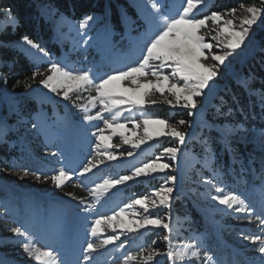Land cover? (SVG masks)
<instances>
[{
  "label": "trees",
  "instance_id": "16d2710c",
  "mask_svg": "<svg viewBox=\"0 0 264 264\" xmlns=\"http://www.w3.org/2000/svg\"><path fill=\"white\" fill-rule=\"evenodd\" d=\"M252 1L217 0L212 11L224 12L230 8L239 9L241 4L249 5ZM8 10H10V16L15 18L14 21L7 14ZM51 10L54 11L52 12L54 15H51ZM95 13L102 14L103 18L112 23L117 32L126 28L123 22L125 13L132 14L138 20L136 9L129 0H0V124L6 122L9 126L8 134L5 135L4 141L2 139V143L0 142V250L4 253L7 264H11V258L22 261V263L18 262L19 264H36L31 262L33 258L24 252L22 244L19 243L22 238L16 237L9 229L19 226L21 222L30 225L37 219L28 222L27 218L17 216V211L23 210L24 207L16 205L15 202H20L27 196L44 200L43 195H47L49 200L46 207L49 208L52 202L68 203L70 200H75L78 206L76 213L79 216L85 212L81 205H92V201L88 199L90 194L88 188L76 187L68 182L63 189H57L51 181L43 182L31 175L27 177L22 175L24 170L52 174L53 170L60 167L49 160V158L54 160L56 156L51 153L57 151L52 146L43 145L42 132L37 125L33 127L34 124L30 122L31 116L39 109L42 110L44 103H38L37 100L36 104L31 101L30 94L17 98V93L12 91L15 90L20 96L24 90L31 88L26 85H32L36 81L31 80L30 77L34 70L39 69L38 65L30 61L15 44L27 36L41 48L61 53L62 48L54 39L55 15L62 14L64 18L81 22L86 15ZM49 16L54 17L53 21L49 19ZM254 47V51L252 50L237 74L222 85L219 96L215 98L218 105L207 107V118L215 124L264 134V29L257 34ZM64 48H68L67 44ZM6 88L8 90L6 93L14 96L18 105L17 110L8 116L5 113L7 111L3 101V91H1ZM57 107L61 108L60 105ZM217 108L220 109L219 112ZM153 110L158 117L167 119L169 122L177 121L182 115V112H176L169 116L167 108ZM14 115H17V119L13 117ZM55 130L52 129V131ZM17 137H22L24 141L31 139V143L33 140H40L37 143L38 146L26 148L25 143L19 141L13 143L10 140ZM203 137V135L200 136L197 141L193 138L185 146L193 145L194 150H197L195 156L207 157L211 163L208 167L196 164L195 168L182 175L179 180L181 186L173 195L170 210L173 222L170 239L173 246L179 251L182 245H195L194 250L200 253V257L184 261L177 260L175 264H212L207 259L208 256H212L213 261H218L219 264H262V259L257 263L254 260L260 256L256 250L258 246L254 244L247 247V242L250 240L245 238L254 234L264 235L259 219H246L244 213L237 214L232 209L223 211L222 205H218L216 209L214 204L204 208L203 203H200L194 194L201 189L209 192V196L219 194L214 189L205 188L200 180H197V178L202 180L209 178L217 181L211 177V174L213 169L218 168L221 174L218 179H221L225 194L230 191L242 194L259 212L262 201H259L257 190L261 189L260 177L264 172V148L251 141L224 138L216 131L206 135L205 141H202ZM163 148L157 147L153 156L147 158L153 159ZM147 153L148 150L144 156H147ZM22 155L25 156V163L20 164ZM181 158L182 161H179V164H186L183 161L185 158ZM143 161L145 159H142L141 163ZM42 187H44L43 191L40 190L43 189ZM148 187L149 184L144 181V188ZM129 190L125 188L119 192L120 198L117 197L116 204H122L120 201L126 193L133 195L134 190ZM65 193H72L77 199H72ZM81 200L84 201L83 204L80 203ZM168 211L169 209H164L165 213ZM106 212L112 214L109 210L98 207L95 211L88 213L91 215L90 218L95 220L98 214L103 215ZM253 215L255 216V213ZM153 230L154 228L141 230L139 233L142 234L141 239L128 233L133 239L130 246L149 249L152 241L148 237L146 239V236L153 233ZM165 235H168L167 230H164V233L160 234L155 241L164 239ZM237 239L242 242L236 241ZM32 243L34 245L35 241ZM166 244L162 254L153 257L147 264H173V261L168 260L164 255L168 250L167 241ZM48 248L46 246L45 249H40L49 250ZM126 249L129 248L126 247Z\"/></svg>",
  "mask_w": 264,
  "mask_h": 264
},
{
  "label": "snow or ice",
  "instance_id": "6c2138e0",
  "mask_svg": "<svg viewBox=\"0 0 264 264\" xmlns=\"http://www.w3.org/2000/svg\"><path fill=\"white\" fill-rule=\"evenodd\" d=\"M207 7L206 0H182L181 7L172 10L162 0H146L145 8L150 11L144 18L145 29L139 38L142 42V47L139 48V59L122 68L112 69L103 75H94L90 69L76 71L67 68L60 61L49 60L47 71L50 74L40 80L42 87L57 96L62 95L64 100L72 99L70 93H77L79 94L77 98H82V93L88 92L87 104L82 106V110L88 113L92 108H96L97 103H99V110L94 115H86L84 119L88 122L102 121V127H98L97 132L93 133L97 141L95 156L92 159H86L79 167L62 166L53 170L52 174L24 170L22 175L25 177L31 175L36 180L43 182L51 181L57 189H63L66 182H71L76 187L87 186L84 184L86 179L90 184H94V187H89L88 190L94 197L95 203L83 210L93 212L96 205L117 186L139 177H148L151 174L164 173L172 169L173 164L164 162L161 156H156L153 160L136 166L131 174L93 181V176L96 175L95 169H99L106 161L120 159V156L110 151L111 148L118 147L111 143L115 135H119L124 144H130L132 149H139L142 144L155 137L173 138L176 141L175 145L165 147L163 155L174 162L180 159L182 148L186 144V137L189 135L186 131L181 130V126L189 125V121L180 119L174 125L167 119L154 118L149 115H143L139 121L125 118V121L121 122L120 118L124 113H133L135 108L143 109L146 105L153 106L157 103L167 104L173 109L186 110L188 116L197 115V109L201 103L205 107L207 106V101L216 87L213 81L220 74L221 66L225 65L230 56L238 54V50L254 44L253 26L257 24V21L264 23V0H261L259 6L241 4L242 15H237L239 11L237 8H230L224 12L212 11L210 14L202 16L201 13ZM7 14L13 21L15 20L10 16V10ZM93 20L92 15H86L80 27H89V21ZM237 20L239 21L238 25L236 24ZM210 22L213 25L211 28L209 27ZM202 29L206 30L204 34L201 33ZM106 33L110 34V30L106 29ZM91 39L92 37L87 36V39L82 38L81 43L87 44ZM22 40L24 44L38 50L43 56L49 55L29 37L24 36ZM214 48H219V54L213 51ZM209 60L211 63H207ZM166 69L170 71L165 72ZM43 75L44 73L36 69L32 72L30 79L35 81L37 77ZM141 80L145 82H141ZM126 81L135 87H124ZM26 86L31 87V85ZM93 91L96 93L95 96L91 95ZM127 93H132V96H127ZM156 94L161 97L159 101L152 99ZM200 110L203 111V109ZM217 111L219 112L220 109L217 108ZM105 113L110 115L106 116ZM129 122L133 124L134 129L142 127L143 132L139 139H129L125 134ZM109 129L111 134L106 136L105 132ZM231 131H235V129ZM5 133L6 129L0 126V136ZM135 134L133 131V135ZM102 148L103 150H101ZM51 155L57 156L58 153L52 152ZM123 155L125 154L122 153L121 156ZM133 155L132 151L126 152L127 157ZM213 173V179L218 180L219 174L215 169H213ZM260 178L261 193L264 195V172L261 173ZM177 182V176L169 174L165 183L159 188L153 189L149 195L126 203L110 215L98 214V218L92 222L90 227L91 236L101 237V225L111 226L112 231L115 232L116 227L113 225V221H118L120 227L125 228L128 233H137L140 229H147L149 226L163 228L168 231V235L164 236V240L168 243V250L164 255L168 260L175 264L177 260L198 259L200 253L194 250L195 245H182L177 251L170 239L172 232L170 210L174 198L173 193L177 191ZM204 183L219 193L211 196L213 201L225 206V209L244 213L246 219H259L260 226L264 228V200L261 202L260 211L257 212L255 206L251 205V202L242 194L231 191L225 194V189L219 180L215 185L211 179ZM65 195L77 199L72 193H65ZM80 203L83 204L84 201L81 200ZM136 206L144 210L143 215L135 211ZM161 206L169 211L164 215L148 214L150 207ZM127 210H132L130 213L132 219L128 220L126 225L124 216ZM9 230L16 237L22 238L19 243L22 244L24 252L29 254L36 264H58L54 250H40L34 247L33 234L27 224L21 222L19 226L11 227ZM120 235H123V232ZM120 235L103 238L99 244L95 240L87 243L85 251L89 255L85 257V261L91 260V253L96 252L99 248L115 244L120 240ZM245 238L252 244L258 245L256 250L261 254L262 264H264V235L254 234ZM161 254L156 249L142 248L135 254L127 255L123 264H130L132 261H137V264H141V261L143 264H147L153 257ZM207 259L212 264H219L218 261H213L212 256H208ZM0 264H4V261L0 260Z\"/></svg>",
  "mask_w": 264,
  "mask_h": 264
},
{
  "label": "rangeland",
  "instance_id": "374dc122",
  "mask_svg": "<svg viewBox=\"0 0 264 264\" xmlns=\"http://www.w3.org/2000/svg\"><path fill=\"white\" fill-rule=\"evenodd\" d=\"M129 1L133 3L136 9L138 20L137 18H134L132 14L130 15L125 13V17L123 16V22L126 25V28L120 32H117V29L112 25V23L106 20V18H103L102 14L100 13L92 14L94 20L89 21V27L87 28L80 27V24L83 21H73L69 18H64L62 14H57L55 15L53 32L54 39L60 44L62 48L61 53H56V50L49 51L48 49L43 48L49 54L47 57H45L38 50L32 49L30 46L24 44L22 39L15 44L18 49L25 53L30 61L38 65L39 70L44 73V75L37 77L36 81L31 85V88L24 90L20 96H18V92L15 90L12 91L17 93V98L22 97V95L30 94L29 99H31V101L35 102L36 104L37 100L38 103H44L42 110L39 109L36 114L31 116L30 122L34 125H37V127L42 132L41 139L43 145L52 146L54 147V150L57 151L58 157L56 156L54 160L49 158V160L52 163L58 164L59 167L68 166L69 168H77L86 159H92V157L95 156V146L97 141L93 133L97 132L98 127H102V121L97 120L88 122L84 119V117L88 114L94 115L99 110V103H97L96 108H92L90 112L86 113L82 110V106L87 104V98L89 96L88 92H83L82 98H77L79 95L77 93H70L72 99L64 100L62 95L57 96L55 93L44 89L40 84V80L46 78V76L50 74L47 71L49 67V60L60 61L67 68L76 71L90 69L94 75H103L112 69L122 68L126 64L138 60L140 57L139 48L142 47V42L139 38L144 32V18L150 9L145 8L146 0ZM162 2L167 4L172 10L179 9L182 4V0H162ZM206 2L208 7L203 13H201L202 16L208 15L212 12L214 4L217 2V0H206ZM260 3L261 0H253L251 2V4H256L257 6H259ZM238 10L239 11L237 15H242L243 10L240 8ZM52 12L54 11L51 10V15H54ZM49 19L53 21L54 17L49 16ZM236 24H239L238 20L236 21ZM209 27H213L211 22L209 23ZM106 29L110 30V34L106 33ZM263 29L264 23L257 21V24L253 26V31L255 33L254 44L249 45L247 48L238 50V54L230 56L229 60L225 62V65L221 66L220 74L217 76L216 80L213 81V83L216 84V87L207 101V106L205 107L204 104L201 103L197 109V115L188 116L186 110L179 108L173 109L167 104L157 103L153 106L146 105L143 109L135 108L131 114L124 113L120 118L121 122H124L125 118L139 121L142 119L143 115L160 118L155 114L156 112L153 109L167 108L169 109L167 113L169 116L176 112H182V115L179 116L177 121L170 123L175 125L180 119L189 121V125L181 126V130L186 131L189 134L186 137V143H189L191 140H193V138L194 141H197L202 135L204 136L202 141H205L206 135H208L211 131H216L219 133V136L224 138H233L244 142L251 141L264 148L263 133L258 131H246L238 127L234 128L235 131H231L233 129L231 126L215 124L207 118V107L218 105V103L215 102V98L219 96L222 85L229 81L232 76L237 74L241 68V65L250 56L252 50L254 51V46L257 42V34ZM205 31L206 30L202 29L201 33L204 34ZM87 36L92 37V39L88 40L87 44L81 43L82 38L87 39ZM65 44H67V49L64 48ZM213 51L219 54L220 50L219 48H214ZM207 63H211V61L209 60ZM164 71L169 72L170 70L166 69ZM238 78L239 76L237 79ZM141 82L145 81L141 80ZM123 86L129 88L135 87L127 81L124 82ZM1 91H3V101L7 111L5 113L7 116L11 115V113H14L17 110V102H15L14 96L8 95L6 93V91L8 92L7 88L2 89ZM91 95L95 96L96 93L93 91L91 92ZM126 95L132 96V93H127ZM169 98L171 99V97ZM19 99L21 100L23 98ZM152 99L159 101L161 97H159V94H156L152 97ZM58 105L61 106L60 109L58 107L56 108ZM200 109H203V111ZM17 115H14L13 117L17 119ZM105 115L109 116L110 114L105 113ZM0 126L6 129V133L3 135L4 137L0 136V142L2 143V139L4 141L5 135L8 134L9 126L6 122H3L0 124ZM52 129L56 130L52 131ZM133 131H135V135H133ZM142 132V127L139 129H134L133 124L129 122L125 134L129 137V139L136 140L139 139V137L142 135ZM110 134L111 130H106L105 135L107 136ZM10 140L13 143L15 141L25 143L26 148H28L34 145L38 146L37 143L40 139L33 140L32 143L31 139L24 141L22 137L13 138ZM111 143L113 145H118V147L111 148L110 151L120 156V159L117 161H106L105 164L101 165L99 169H95L94 171L96 172V175L93 176V181H102L104 178H113L119 175L131 174L136 166L153 160L156 156H161L164 162L173 164V168L165 171L164 173H154L148 177H139L127 182L124 185H119L117 188L112 189L99 202V204L96 205V207L109 210L111 213L136 198L149 195L153 189L159 188L165 183L166 177L169 174L177 176L178 182L176 188L179 189L181 186L179 180L182 175H185L190 170H192V168H195L196 164H202L208 167L211 163L210 159L207 157L197 158L195 156V154H197V150H194L193 145L183 146L182 148L181 157L185 158L183 161H185L186 164H179V161H182L181 157L178 161H170L168 157L163 155V150L158 152L153 159H148L147 157L153 156V153L157 147L165 148L175 145L176 141L173 138L166 136L155 137L147 143L142 144L139 149H132L130 144H124L122 142V138L119 135L113 136ZM37 148L38 147H36V149ZM101 150H103V148ZM147 150V156H144ZM127 151H132L134 155L132 157H127ZM122 153L125 155L121 156ZM142 159H145V161L141 163ZM22 163H25V156L23 155L20 164ZM215 170L219 176H221L218 168ZM213 175L214 173L212 172L211 177H213ZM197 180H200L201 185H204L205 188L214 189L204 183L206 180L199 178H197ZM207 180H209V178ZM218 180L221 183V179ZM218 180H213V185H215ZM144 181L149 184L148 188H144ZM77 183H79V181H77ZM84 184L87 186H81L82 188L89 189V187H94V184H90L86 179L84 180ZM42 188L43 189L40 190L43 191L44 187ZM125 188H127V190H134L133 195L126 193L125 197H123V199L120 201L122 204L118 205L116 204V199L118 195H120L119 192ZM203 193H206L207 195ZM34 194H36V191H34ZM174 194L175 192L173 195ZM209 195V192H205V190L201 189L199 192H195L194 197L200 203H203L204 208H209L211 204H214V209H216L219 204L216 201H213ZM257 196L259 197V201L264 200V195H262L261 189L257 190ZM44 197V200H38V198L36 199L34 196H27L20 202H15L16 205H21V207H24L23 210L17 211V216L22 217L23 219L27 218L28 222L37 219V221H34L28 225L31 229L30 231L33 234L32 241H35L34 247L38 249H45V247L48 246L49 250H54V255L58 264H123V260L127 255L135 254L142 249L137 247L132 248L130 246L133 243L131 234H128L125 228H121L118 221L112 222L116 227V234H114L112 231L111 226L101 225V237L95 238L90 234V227L94 220L90 218L91 215L88 212L82 213L81 216L76 213L78 206L76 205L75 200H70L68 203L52 202L51 206L47 208L46 203H48L49 196L43 195V198ZM119 198L120 197H118V199ZM88 199L89 201H92V204L95 203L94 197L92 195L89 194ZM81 206L83 208L87 207V205ZM164 209L165 208L163 206L158 208L150 207L148 214L164 215ZM223 209V211L227 210L225 209V206H223ZM131 211L132 210H127L125 212L124 222L126 225L127 221L132 219L130 214ZM135 211L139 212L141 215L144 214V210L139 206H136ZM236 213L241 214L238 212ZM103 215H110V213L106 212ZM165 222L167 221L165 220ZM171 224L173 225V222ZM152 228V226H149L147 229ZM141 230L145 231L146 229H140L139 232L132 234L141 239L142 234H139ZM164 230L165 229L163 228H154L153 233L146 236V239L148 237V239L152 241L149 249H156L160 252L163 251L165 245H167L166 241L163 238L161 240L158 239L157 241H155V239L160 234L164 233ZM122 232L123 235H120ZM113 235H120V240L116 241L115 244L99 248L96 252L91 253V260H88L87 262L85 261V257L89 255V253L85 251L87 243L95 240V242L99 244L101 243L102 238ZM236 241L242 242L240 239H237ZM252 245L254 244L249 241L247 242L246 246L248 247ZM126 247L129 249H126ZM9 253L12 255L11 251H9ZM5 259L6 257L4 256V253L0 250V260H3L4 264H7ZM260 259H262L261 254L254 260L257 263ZM10 261L11 264H17L18 262L22 263V261H18V259L14 258H11ZM31 262L34 263V259H31ZM130 264H137V261H132Z\"/></svg>",
  "mask_w": 264,
  "mask_h": 264
}]
</instances>
